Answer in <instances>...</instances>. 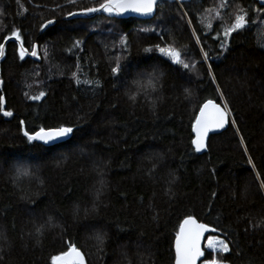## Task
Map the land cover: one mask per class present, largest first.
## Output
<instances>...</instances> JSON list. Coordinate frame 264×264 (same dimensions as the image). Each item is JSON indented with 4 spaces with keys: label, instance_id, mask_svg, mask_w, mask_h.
<instances>
[{
    "label": "trees",
    "instance_id": "16d2710c",
    "mask_svg": "<svg viewBox=\"0 0 264 264\" xmlns=\"http://www.w3.org/2000/svg\"><path fill=\"white\" fill-rule=\"evenodd\" d=\"M102 2L0 0V264H53L70 246L86 264H173L188 215L229 244L218 254L225 264H264V5L161 0L148 18L84 12ZM238 5L248 24L222 49ZM157 45L195 67L173 64ZM221 94L229 125L198 153L196 114L209 98L222 104ZM60 125L74 131L55 145L24 135ZM18 169L30 174L15 179Z\"/></svg>",
    "mask_w": 264,
    "mask_h": 264
},
{
    "label": "snow or ice",
    "instance_id": "6c2138e0",
    "mask_svg": "<svg viewBox=\"0 0 264 264\" xmlns=\"http://www.w3.org/2000/svg\"><path fill=\"white\" fill-rule=\"evenodd\" d=\"M226 4L227 0H222V6H226ZM158 5L159 0H103V2L100 3L98 7L86 8L84 9V12L95 13L102 11L108 14L115 13L116 15H120L124 12L131 11L140 15L150 16ZM257 11H264V7L258 9ZM187 16L188 13L184 12L180 16V19L184 20ZM48 23L51 24L52 21H48ZM187 23L189 27H191L192 21L189 20L187 21ZM247 24L248 10L238 5L237 14L235 15L234 21L230 24V26L223 28L222 35L224 37V40L221 41L220 47L222 49L226 48L228 38L231 37L233 33L245 29ZM207 27L211 28V23H209ZM192 35L196 37V41L199 44L201 40L200 37L196 35L195 29H193ZM12 37L19 41L21 39L20 31L13 28ZM161 38L163 39V36H161ZM216 38L217 37H213V39ZM5 39H9V37H5ZM80 43H82V41H76L74 46L78 47ZM156 48H158L160 53H162L165 57L170 58L172 63L181 65L186 70H190L191 68L195 67V63L190 65L189 63L185 62V60L182 58V51L178 50L176 47L170 45L160 47L159 45H157ZM145 51H151V49H146ZM201 53L203 59L207 61L208 53L205 52L203 49H201ZM3 55L4 44H0V57H2ZM32 55H36L35 45H33ZM19 56L22 60L25 57V49L23 46H21L19 49ZM76 67L77 71L72 73V78L75 79L77 83H81V80L78 76V73L80 72L79 63H77ZM119 69L120 65L117 64V66L113 67L111 71L115 75L118 73ZM208 75L212 78V82L215 83V76L212 73L211 67H209ZM86 83H92V81H86ZM95 83L97 86H99V81H96ZM152 90H156L155 84H152ZM185 91L188 92V89H185ZM44 95V92H40L39 95L32 96L31 98L34 100H39ZM136 97L137 93H131L129 95V99L133 102H135ZM221 100L223 101L222 104L216 103L214 99L209 98L199 107V114L196 116L195 123L193 124V131L196 135L195 139L192 140V144L195 146V150L197 152L201 151V149L205 146V138L207 137L210 131L214 129H223L226 123H228V117L230 114L229 105L222 94ZM3 101L4 98L0 96V104H2ZM5 115H11V113L5 112ZM21 123L23 124V121H21ZM235 123V121H232L233 125H235ZM73 131V127L60 125L56 128H49L47 130L41 128L39 131L35 132L32 135H29L28 132H25L24 135L27 136L29 142L40 141L45 145H55L57 142L69 137L73 133ZM243 144L244 140L241 139V145ZM245 154H247V149H245ZM248 163L253 167V170H255V165L251 157H249ZM29 174L30 173L27 169H18L15 179H20V177L28 176ZM257 178H260L259 173H257ZM260 187L261 189H264V182H261ZM215 231H217L216 228H210L205 223H198L193 216L188 215L180 223L179 231L176 233L175 264H197L198 259L205 257V252L201 250L200 246L201 238L204 236L205 233ZM97 239H100V237L98 236ZM206 248L208 250H211L208 252V256H211L212 258H205L203 264H224V260L226 259V257L222 255H214V253L224 254L229 253L231 251L229 244L224 239H219L212 235L208 236V243L206 245ZM52 261L53 264H84L83 257L80 251H78L77 248L74 246H70L68 250L66 252H63L61 255L52 257Z\"/></svg>",
    "mask_w": 264,
    "mask_h": 264
},
{
    "label": "water",
    "instance_id": "95a60500",
    "mask_svg": "<svg viewBox=\"0 0 264 264\" xmlns=\"http://www.w3.org/2000/svg\"><path fill=\"white\" fill-rule=\"evenodd\" d=\"M159 1H161V0H159ZM258 1H259L260 4L264 5V0H258ZM154 13H155V9H154V12H153L150 16L140 15V14H137V13H133V12H131V11L124 12V13H122V14H120V15H116L115 13H114V14H115L116 16H118V17L136 16V17H140V18H148V17H151ZM0 59H1V57H0ZM173 64H174V63H173ZM214 101H215V100H214ZM204 102H206V100H205ZM204 102H203V103H204ZM215 102L218 103L217 101H215ZM203 103H202V104H203ZM202 104H201V105H202ZM198 114H199V109H198V112H197L196 116H197ZM195 120H196V117H195ZM195 120H194V123H195ZM229 120H230V114H229V117H228V123H226V125H225V127H224L223 129H214V130H212V131H210V132L208 133L207 137L205 138V142H204L205 146H204V147L201 149V151H199L198 153H204V152L207 150V143H208V139H209L210 135L217 134V133H220V132H222L223 130H225V129L228 127V125H229ZM194 123H193V124H194ZM45 130H47V129H45ZM195 135H196V134H195V132L193 131V126H192V140L195 139ZM70 137H71V135H70L69 137H67V138H65V139H63V140L57 142L56 144L61 143V142H64V141L68 140ZM41 143H42V142H41ZM44 145H45V144H44ZM49 145H53V144H49ZM192 145H193V144H192ZM47 146H48V145H47ZM193 148L195 149V146H194V145H193ZM195 151H196V150H195ZM197 222H198V223H201V222H199V221H197ZM208 234H209V233H205L204 236H203V237L201 238V240H200V246H201V250H202V251H204V242H205V239H206V237L208 236ZM175 240H176V238H175ZM175 240H174V243H173V251H174V261H173V264H175ZM77 250L80 251V253H81L82 257H83V262H84V264H86L84 254L82 253V251H81L80 249L77 248ZM65 252H66V251H65ZM203 259H204V257L198 259V260H197V264H200V263L203 261Z\"/></svg>",
    "mask_w": 264,
    "mask_h": 264
},
{
    "label": "rangeland",
    "instance_id": "374dc122",
    "mask_svg": "<svg viewBox=\"0 0 264 264\" xmlns=\"http://www.w3.org/2000/svg\"><path fill=\"white\" fill-rule=\"evenodd\" d=\"M177 1H178V0H177ZM35 56H36V55H35ZM212 236H213V235H212ZM215 237L221 239V238L218 237V236H215ZM207 243H208V236L206 237L205 242H204V247H205V249H207V248H206ZM207 250H208V249H207ZM208 251H211V250H208ZM214 255H218V254L214 253ZM210 259H211V258H210ZM203 261H204V260H203ZM203 261H202L200 264H203ZM224 264H225V263H224Z\"/></svg>",
    "mask_w": 264,
    "mask_h": 264
}]
</instances>
